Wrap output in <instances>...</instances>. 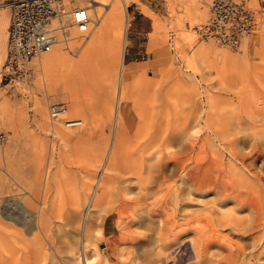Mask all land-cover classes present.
I'll list each match as a JSON object with an SVG mask.
<instances>
[{"label": "rangeland", "instance_id": "374dc122", "mask_svg": "<svg viewBox=\"0 0 264 264\" xmlns=\"http://www.w3.org/2000/svg\"><path fill=\"white\" fill-rule=\"evenodd\" d=\"M174 2L127 0L125 8L114 0L110 12L118 21L112 29L104 27L98 48H104L112 33L114 63L99 69L92 60L82 68L47 74L33 60V73L26 81L7 83L1 71L8 0H0V129L7 132L0 144V220L5 206L16 210L5 202L39 193L46 177L51 194L57 181L67 199L72 192L78 195L80 219L90 225L86 243L78 235L79 244L72 229L65 227L68 241H54L63 250L71 243L80 252L47 264H264V8L256 32L229 50L203 44L194 30L205 22L210 0ZM87 12L92 16V9ZM133 16L139 17L138 25ZM136 31L140 38L131 42ZM85 38L75 33L65 46L73 50L75 41ZM124 41L125 118L118 125V154L105 165L117 116L107 111L104 88L114 79L118 88ZM136 45L149 54L129 60L126 52ZM65 46L51 52H67ZM202 47L214 52L209 59L196 54ZM224 55L232 56L226 67ZM79 72H86L90 81L84 90L75 86ZM73 100L81 102L84 120L73 111ZM52 103H62L82 127L73 132L48 119L41 127L40 113L45 110L48 118ZM65 131L71 137L66 141ZM167 132L188 140L161 145L162 135L158 139L157 134ZM78 136L80 141L74 138ZM147 154L150 159L145 161ZM229 160L241 167L245 178L232 175ZM166 162L176 163L178 169L168 168L162 179L159 174ZM142 170L153 175L151 195L142 184L129 182ZM99 178L107 187L117 186V195L106 198L100 211L91 214L83 194L89 190L92 198L100 195L95 185ZM127 187L132 193L125 195ZM13 229L20 235L18 246L33 243L31 234H21L22 224Z\"/></svg>", "mask_w": 264, "mask_h": 264}, {"label": "bare ground", "instance_id": "6f19581e", "mask_svg": "<svg viewBox=\"0 0 264 264\" xmlns=\"http://www.w3.org/2000/svg\"><path fill=\"white\" fill-rule=\"evenodd\" d=\"M119 1L126 8L127 0H119ZM169 1L174 2L176 0H169ZM76 3L79 6H83V7L87 8L86 10L92 9V16L90 15V13L88 14V12H87L88 18H89L88 31L83 36L84 38L85 37L86 38L84 40L75 41V43H74L75 47L73 50H71L67 47L66 48L67 52H62V51L51 52V50L53 48L59 46V45H57V46H54L49 52L42 53V54H40L34 58H31V60L27 64V68L30 70L31 74L33 72H32V66L30 63H33V60H35V62L38 64L41 72L43 73L44 71H46L47 74L48 73L51 74L52 71H56V70L60 73L64 69L72 68V67L82 68L84 65H86L85 62H90V61L93 62L92 60L97 61L99 69L102 67H105L106 64L114 63V61L112 59V54H113V49H112V44H111L113 41L112 40L113 39L112 33L108 32V34H109V35H107L108 41L106 44H104V48L102 47V48L98 49L100 47L101 37L104 34V27L112 29L116 26V22L118 21V20H116L117 16H115L113 12H110L111 7L114 4V0H77ZM84 3H86L88 5L84 6ZM188 5H189V3H188ZM254 6L257 7L256 4H254ZM1 7L2 6H0V8ZM263 8H261V9H263ZM104 13H107V16L105 17L104 24H102V28H100V21L104 15ZM91 18L92 19L94 18L92 28L89 27L91 24V21H90ZM127 27H128V22L125 23L124 31L127 30ZM194 28H195L194 30L196 31L199 28V25L195 26ZM196 33H197V31H196ZM87 34H88V36H86ZM73 35H75V32L72 29L69 41L72 40ZM244 39H246V37L243 38L241 40V42ZM241 42L239 44H241ZM202 43L203 44L213 43L216 46L226 48V47L221 46L220 44L216 43L211 38H203ZM124 46H125V41L123 42V46L121 49V56H120L121 71H120V79H119L120 82H119L118 88L116 90V86L113 84L115 82V79L112 82V84H109L107 87L104 88L106 92L104 95L105 97H104L103 102H104L105 106L107 107V111L109 112L110 115L114 114L115 116H117V122L115 121L116 124H114L115 126H114V130H113L114 131V137H113L112 142L109 146V149L106 153V157H105V159H103V160H105V161H103L104 162L103 164H105V165H108V162L111 163L113 160H115L116 155L118 154V151L120 149V141H121L120 133L122 132V129H119L118 125L120 124V122H121V125H123L124 124V118H125L126 103H125V96H124L125 91H124V89L126 88L127 84H126V86L123 84L124 82H123V77H122V72H123L122 60H123ZM227 49H229V48H227ZM213 53H214L213 51L211 52V47H202L197 51L196 54L198 56H201L204 59L205 58L209 59L210 55ZM259 53H257V54H259ZM100 57H102V58L99 59ZM222 61H223L222 66L226 67V65H228L232 62V56L224 55V57L222 58ZM93 68H97V66L95 65V66H93ZM219 70H221V69H219ZM220 76H221L220 79L223 81V79H224L223 74H221ZM76 77L78 78V80H77L78 82H76L75 86H77L78 89L84 90L90 84V81L88 79V74L86 72H83V73L79 72ZM21 81H26V80L23 79ZM177 83L179 84V80L177 81ZM114 101H116V106L113 105ZM167 106L168 105L165 104V107H167ZM64 108H65V117L70 118L68 115V112H66L65 106H64ZM72 108H73V111L78 116L83 118V120H84V115L82 114L83 113V106H82L81 102H79L78 100H73ZM66 113L68 116L66 115ZM40 114H41L40 120H41V125H42V126L40 125L41 127H46L47 119L50 121V123L52 125L59 124L67 130H73V132L75 129L77 131V129L81 128L83 125L82 121L80 120V124L76 127H73V128L65 127V126H63V124L61 122H53V121L51 122V120L49 118H47V114H46L45 110H42ZM89 119H90V121H92V115H90ZM195 127L196 126H194L193 128H195ZM193 128H192V130H193ZM57 130H58V128H57ZM53 132L54 131H52V135H53ZM69 135H70V133H67V131L62 132L63 140L66 141L69 138H71V137H69ZM161 135H162V139L160 142L161 145L170 146L173 142L175 143L176 141L180 142V141L188 140V137H186L184 135H183L184 137H180L177 139V137H175L174 134H170L169 132L164 133V134H160V135L157 134L158 139H160ZM74 138L76 139V141L81 140V138L79 136L74 137ZM253 150H255L256 153L258 152L257 149H253ZM147 151L148 150H146V152ZM181 151L182 150L180 149V152ZM257 155H259V153H257ZM147 156L144 157L145 161H148L150 159V155L147 154ZM234 156H233V158H234ZM172 162H174V161H172ZM241 164L243 165V163H241ZM228 167L230 169V172L232 173L233 176L236 177V179L237 178H245V174H244L243 170L241 169V167H237L233 163V160L228 161ZM168 168L175 170V169H178V166L176 165V163L172 164V165H168L166 162L160 171L161 172L159 174L160 178H162V179L164 178V173L167 172ZM179 169L181 170V168H179ZM126 176H124V177L126 178ZM152 176H151L149 171H144V170L138 171V173L135 174V179H131L129 182H133L134 184L135 183L136 184H138V183L142 184L144 191L149 192L151 184L153 183V179H154ZM187 176L188 175H186V177ZM158 179H159V177H158ZM95 181H96L95 185L97 187V190L100 191V195L95 196V197L93 196V198H92L91 194L89 195V190H87L85 192V194H83L84 199H82L84 201H88V202H86V206L90 207L89 209H91V211H90L91 214L94 212L100 211V207L103 205L102 203L104 202V200L106 198L109 197L111 199H114L117 195L116 194L117 193V186L111 185V186L107 187L106 186L107 182L105 180L102 181V178H99L98 180L96 179ZM49 184H48L47 178L45 177L43 180L42 190L39 193L38 192L27 193L28 194L27 198H25L26 197L25 196L24 199H20L16 202L15 201L14 202H12V201L5 202V204L14 205L16 212L15 211L13 212L10 208H8L9 206L8 207L5 206L3 208L4 209L3 214L1 213L3 215V221L0 220V264H47L48 261H50V260L54 261L56 258H59V257L61 259L64 257V255H67V256H68V254L70 256L76 255V253L80 252L78 246H73L69 242L70 244L67 245L68 249L63 250L58 245L59 243L54 241L55 238H57L62 244H64L65 241H68V239L65 238L66 233L63 232V229L65 227H68V226L72 229L73 237H74V235H76V239H75L76 243L79 244L81 242V241H79V238H82L81 239L82 242L86 243V240L88 238V234L90 233V228H89L90 225H89V223H87V221L84 223L82 221V219H80V217L82 218V215H83L82 210L80 211V209H79L80 198L78 197V195H76V193L72 192L71 194H68L69 197L67 199L65 192H63V189L61 188V186L58 184L57 181L54 182V192L51 194L50 193L51 188L48 186ZM124 187H126V186H124ZM129 188L128 187L125 188V191H124L126 193L125 195L132 193ZM128 190H129V192H128ZM151 191H153V190H151ZM151 191L148 193V195H151L150 194ZM91 192H92V194L95 193V191L93 189ZM133 193L135 194L136 192L134 191ZM90 197L92 198V200H90L91 199ZM0 199H1V197H0ZM13 210H14V208H13ZM13 213L16 215H13ZM21 217H23V221H20L22 219ZM18 224H22V226H23V232H21V234L22 233L31 234L33 245L30 243L29 245L23 244V246H18L21 243L20 241H18V238H19L18 236H20V235L18 232H16L13 229ZM78 235H79V238H78ZM76 260H77V258H76Z\"/></svg>", "mask_w": 264, "mask_h": 264}, {"label": "built area", "instance_id": "2783aa9c", "mask_svg": "<svg viewBox=\"0 0 264 264\" xmlns=\"http://www.w3.org/2000/svg\"><path fill=\"white\" fill-rule=\"evenodd\" d=\"M77 0H8L6 50L1 77L10 83L27 80L31 72L27 64L54 46H65L71 30L78 36L88 31L87 10ZM257 5V7L254 6ZM264 0H210L205 22L196 30L199 36L211 38L229 49L258 29ZM67 48V46H66ZM51 122H61L73 128L79 119L65 117L62 103L48 105ZM7 139V132L0 129V144Z\"/></svg>", "mask_w": 264, "mask_h": 264}, {"label": "crops", "instance_id": "0c3cea01", "mask_svg": "<svg viewBox=\"0 0 264 264\" xmlns=\"http://www.w3.org/2000/svg\"><path fill=\"white\" fill-rule=\"evenodd\" d=\"M1 6V5H0ZM2 8V7H1ZM6 15H8V8L6 6ZM5 12V11H3ZM133 19V23L135 25H138L140 22H139V17L135 18V16L132 17ZM140 32H134L133 35H132V38L130 39L131 42H135L136 40H139L140 38ZM149 52H146L145 48L142 46L141 48H139V45H136V47L134 48V50H132L130 53L126 52V55H128V58L129 60L132 59V60H136V59H142L144 58L145 55H148ZM35 62V60H34Z\"/></svg>", "mask_w": 264, "mask_h": 264}]
</instances>
